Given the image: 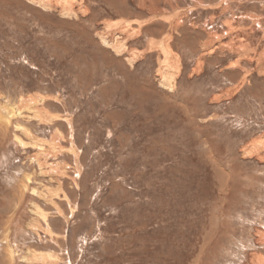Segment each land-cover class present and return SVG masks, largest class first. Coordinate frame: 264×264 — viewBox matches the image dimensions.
I'll use <instances>...</instances> for the list:
<instances>
[{
    "label": "rangeland",
    "instance_id": "rangeland-1",
    "mask_svg": "<svg viewBox=\"0 0 264 264\" xmlns=\"http://www.w3.org/2000/svg\"><path fill=\"white\" fill-rule=\"evenodd\" d=\"M61 2L0 0V264H264V0Z\"/></svg>",
    "mask_w": 264,
    "mask_h": 264
},
{
    "label": "bare ground",
    "instance_id": "bare-ground-1",
    "mask_svg": "<svg viewBox=\"0 0 264 264\" xmlns=\"http://www.w3.org/2000/svg\"><path fill=\"white\" fill-rule=\"evenodd\" d=\"M38 1V0H37ZM45 2L47 1V0H44ZM60 1H62L61 3L63 4V7H64V11H65V13L66 14H70L71 13V11H70V1L71 0H60ZM38 3V2H37ZM40 4V3H39ZM116 26V25H115ZM117 28V27H116ZM108 42H110L112 39H111V37H109V38H105ZM162 46V51H163V53H164V58H165V61H164V63H163V65L164 66H162L163 67V73H164V80L163 81H165V83H170V81H169V79H168V77L167 76H170L169 74H167V71H166V69H167V67H165L166 66V64H165V62L168 60V57L170 56V54H171V49H170V47L166 44V43H164L163 42V44L161 45ZM171 56H174L173 54H171ZM163 58V59H164ZM173 61V63L174 64H172L173 65V68H174V65L176 64L177 65V63H176V60H172ZM170 63V62H169ZM176 65H175V67H176ZM170 66H171V64H170ZM172 67V66H171ZM168 68H169V66H168ZM172 68V69H173ZM176 71V70H175ZM172 72V71H171ZM170 72V73H171ZM172 75V74H171ZM172 77H173V75H172ZM173 81V80H172ZM171 81V82H172ZM170 85V84H169ZM172 85V84H171ZM38 101H39V99H37ZM42 100V99H41ZM15 114V113H14ZM13 115V113L12 112H8L7 113V115H5V120H10V118H11V116ZM37 116L39 117V116H43V115H40V114H38V112H37ZM45 116V115H44ZM54 118H56V116H53V115H51V114H46V117H44L43 119H46V120H53ZM45 121V120H44ZM7 122V121H6ZM44 155V154H43ZM30 179V178H29ZM36 255H38V254H36ZM39 256V255H38ZM262 262H259V264H261Z\"/></svg>",
    "mask_w": 264,
    "mask_h": 264
}]
</instances>
